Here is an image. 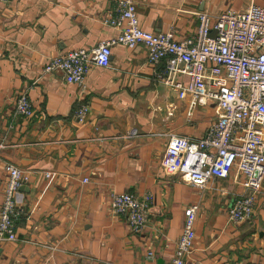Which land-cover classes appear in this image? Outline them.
Wrapping results in <instances>:
<instances>
[{
	"label": "crops",
	"instance_id": "crops-1",
	"mask_svg": "<svg viewBox=\"0 0 264 264\" xmlns=\"http://www.w3.org/2000/svg\"><path fill=\"white\" fill-rule=\"evenodd\" d=\"M121 1H0V207L5 164L30 175L17 192L23 209L17 240L0 242V264H170L192 205L196 238L185 264H264V182L253 218L236 223L228 211L248 192L242 176L231 172L198 187L161 165L172 134L206 133L218 117L215 102L200 97L194 105L192 94L182 98L156 79L166 60L150 64L143 45H112L111 66L92 64L84 87L67 83L61 71H44L55 56L118 38L125 24L105 19ZM135 1L141 28L176 39L196 36L199 12L264 6V0ZM178 80L189 83L185 75ZM22 91L33 104L30 117L14 112ZM82 102L90 111L80 123L74 113ZM113 192L153 194L140 233L112 211Z\"/></svg>",
	"mask_w": 264,
	"mask_h": 264
},
{
	"label": "built area",
	"instance_id": "built-area-1",
	"mask_svg": "<svg viewBox=\"0 0 264 264\" xmlns=\"http://www.w3.org/2000/svg\"><path fill=\"white\" fill-rule=\"evenodd\" d=\"M198 17L196 36L176 39L171 32L141 28L137 2L122 0L105 19L112 26L125 24L118 38L103 41L93 49L80 48L55 56L44 71H61L67 83L84 87L92 64L111 66L115 43L130 48L145 46L150 64L166 60V68L155 71L156 79L172 86L182 98L192 94L194 105L200 97L215 102L218 117L200 137L172 134L161 165L198 187L231 172L237 179L242 176L248 192L237 196L228 211L230 221L241 223L253 218L257 193L264 182V6L253 4L245 11L228 10L217 16L199 12ZM179 75L189 78L188 85L178 80ZM89 111L87 103H80L74 119L84 122ZM14 112L25 117L34 114L27 91L19 94ZM4 147L0 144V150ZM4 169L7 181L0 207V242H10L17 240L16 218L23 211L17 204V192L30 175L11 162ZM50 174L47 172V176ZM152 202V193L143 198L130 192L111 193L112 211L123 215L136 234L147 225ZM197 209L192 205L185 210L183 231L170 264H185L193 250ZM152 256L150 252L148 257Z\"/></svg>",
	"mask_w": 264,
	"mask_h": 264
}]
</instances>
